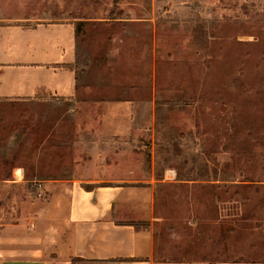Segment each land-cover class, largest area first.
Returning a JSON list of instances; mask_svg holds the SVG:
<instances>
[{"label":"rangeland","instance_id":"rangeland-1","mask_svg":"<svg viewBox=\"0 0 264 264\" xmlns=\"http://www.w3.org/2000/svg\"><path fill=\"white\" fill-rule=\"evenodd\" d=\"M29 17L83 25L76 93L0 100V206L111 168L154 181L156 260L263 261L264 189L230 186H264V0H0Z\"/></svg>","mask_w":264,"mask_h":264},{"label":"crops","instance_id":"crops-1","mask_svg":"<svg viewBox=\"0 0 264 264\" xmlns=\"http://www.w3.org/2000/svg\"><path fill=\"white\" fill-rule=\"evenodd\" d=\"M11 21L0 24V100L43 94L73 98L77 19ZM110 169L49 183L44 186L47 199L41 201L26 193L20 201L1 205L0 264H264L156 260L151 224L135 223L152 221L154 181L100 184L114 180ZM22 179V169H15L6 185L19 186ZM174 179L173 171H166L155 182Z\"/></svg>","mask_w":264,"mask_h":264},{"label":"trees","instance_id":"trees-1","mask_svg":"<svg viewBox=\"0 0 264 264\" xmlns=\"http://www.w3.org/2000/svg\"><path fill=\"white\" fill-rule=\"evenodd\" d=\"M81 22H77L76 24H74V32H75V63L76 61L78 60L77 59V51L79 49V42H78V38H79V33H80V30H81ZM83 26V25H82ZM92 27H96L98 26V22H95V24H92L91 25ZM231 188H233L235 191L238 189H247V190H250V189H255V190H258V189H264V186H254V185H238V186H230ZM235 196V194H234ZM234 196H231L230 198L233 199ZM238 262H244V263H264V260L263 261H238Z\"/></svg>","mask_w":264,"mask_h":264},{"label":"bare ground","instance_id":"bare-ground-1","mask_svg":"<svg viewBox=\"0 0 264 264\" xmlns=\"http://www.w3.org/2000/svg\"><path fill=\"white\" fill-rule=\"evenodd\" d=\"M15 177H16L17 179L20 178V172H19V171H15Z\"/></svg>","mask_w":264,"mask_h":264}]
</instances>
